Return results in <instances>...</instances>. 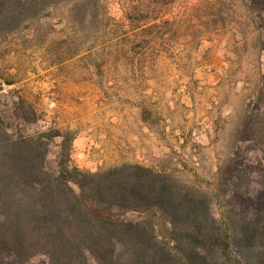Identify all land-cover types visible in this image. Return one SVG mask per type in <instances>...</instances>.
Returning <instances> with one entry per match:
<instances>
[{"label": "rangeland", "instance_id": "1", "mask_svg": "<svg viewBox=\"0 0 264 264\" xmlns=\"http://www.w3.org/2000/svg\"><path fill=\"white\" fill-rule=\"evenodd\" d=\"M20 1L0 0V136L170 175L208 202L219 263L264 264V0Z\"/></svg>", "mask_w": 264, "mask_h": 264}, {"label": "trees", "instance_id": "2", "mask_svg": "<svg viewBox=\"0 0 264 264\" xmlns=\"http://www.w3.org/2000/svg\"><path fill=\"white\" fill-rule=\"evenodd\" d=\"M32 2L18 9L30 12ZM72 141L52 129L1 134L0 264H222L202 220L209 204L191 186L138 164L82 171L71 165Z\"/></svg>", "mask_w": 264, "mask_h": 264}, {"label": "crops", "instance_id": "3", "mask_svg": "<svg viewBox=\"0 0 264 264\" xmlns=\"http://www.w3.org/2000/svg\"><path fill=\"white\" fill-rule=\"evenodd\" d=\"M75 143H77V140H75ZM76 145L77 144H75V151L77 150L76 148ZM78 152V151H77ZM140 160H141V158H139V156H135V160H133V161H131V162H138V163H140ZM120 162V161H119Z\"/></svg>", "mask_w": 264, "mask_h": 264}]
</instances>
